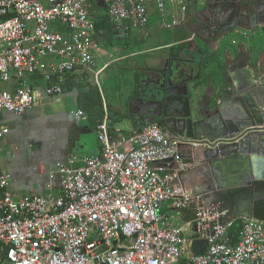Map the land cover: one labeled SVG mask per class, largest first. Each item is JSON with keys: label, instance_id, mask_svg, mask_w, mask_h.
Wrapping results in <instances>:
<instances>
[{"label": "built area", "instance_id": "1", "mask_svg": "<svg viewBox=\"0 0 264 264\" xmlns=\"http://www.w3.org/2000/svg\"><path fill=\"white\" fill-rule=\"evenodd\" d=\"M100 3L124 38L144 32L151 6L162 28L182 26L192 0ZM91 6L0 0V113L21 114L61 94L70 75L93 73ZM102 113L99 148L53 164L57 195L13 196L0 168V264H264V222L234 218L221 201L206 204L175 182L182 148L201 139L154 122L125 133L108 125L105 105ZM70 114L86 118L80 109ZM7 131L0 127V139ZM235 220L239 230L231 232Z\"/></svg>", "mask_w": 264, "mask_h": 264}, {"label": "crops", "instance_id": "2", "mask_svg": "<svg viewBox=\"0 0 264 264\" xmlns=\"http://www.w3.org/2000/svg\"><path fill=\"white\" fill-rule=\"evenodd\" d=\"M245 2L248 3L246 8ZM257 2L264 1L200 0L198 3L192 0L184 24L180 26L182 32H171L165 36L161 32L153 35L146 31L152 20L157 29H164L151 6L144 32H129L124 38L132 46L140 35L153 45L138 54L130 51L124 58L119 57L126 59L127 64L114 70V76L124 81L114 89L113 93L118 94L115 105L107 102L102 89L96 85L101 109L103 105L106 106L110 121L117 125L115 127L122 128L125 133L140 129L132 125L124 113L137 83L136 73L160 68L169 56L178 57L177 61L182 60L178 70L185 74L188 81L200 87V100L211 105L222 89L232 88L231 83L235 84L236 79L241 78L239 73H242L243 61L251 67L264 64V11L255 10ZM236 8H241L240 13L234 14ZM95 14L93 10L91 17ZM220 18L234 20V23L225 30L220 29L217 23ZM215 21L217 24L213 25ZM116 37L123 38L117 34ZM94 42L96 65L99 59L95 53L97 48L105 55L103 60L99 59L102 64H110L112 50L98 43L95 35ZM72 75L56 97L43 96L39 105L18 115L6 111L0 113V127L8 130L0 139V168L10 176L8 189L13 196L43 195L47 191L57 195L60 191L59 178L57 175L51 180L48 177L53 164L64 162L72 154L83 156L99 148L96 127H93V120L88 119V114L79 107V93L75 85L81 77H89L90 73ZM77 109L85 113L84 120L70 114ZM197 139L205 140L204 137ZM206 151L203 146L183 147V167L176 171L175 182L183 190L201 196L206 204H210L218 200L215 196L218 189L209 161L205 159ZM218 201H221L220 198Z\"/></svg>", "mask_w": 264, "mask_h": 264}, {"label": "water", "instance_id": "3", "mask_svg": "<svg viewBox=\"0 0 264 264\" xmlns=\"http://www.w3.org/2000/svg\"><path fill=\"white\" fill-rule=\"evenodd\" d=\"M255 10L264 11V2H257ZM175 59L169 56L167 61ZM241 67V78L222 89L212 105L200 100V87L188 79L160 77L152 87L144 84V98L133 99L130 107H138L137 122L149 124L161 117L175 135L204 137L201 144L218 191H250L237 217L264 222V64L251 67L243 61Z\"/></svg>", "mask_w": 264, "mask_h": 264}, {"label": "flooded vegetation", "instance_id": "4", "mask_svg": "<svg viewBox=\"0 0 264 264\" xmlns=\"http://www.w3.org/2000/svg\"><path fill=\"white\" fill-rule=\"evenodd\" d=\"M220 19L221 20H217V23H219V28L223 30L229 28L230 25L234 23V20L227 21L226 18H220ZM217 23L215 21L213 25H216ZM180 62L181 61H177V59L172 61H166L163 62L160 68H153L151 70L143 71L142 73L137 72L136 73L137 83L135 85L134 92L129 101L131 102L133 99L144 98L145 94H143V90H144L143 85L145 84V85H149V87L150 86L152 87L154 83H156L159 80L160 77H165L166 79L168 78L171 80H180V81L184 79L187 80L185 74H183L180 70H178V68L181 66ZM130 102L125 106L124 113L127 116L128 121H130L132 125L140 126L143 123L137 122V117L139 116L137 114L138 107L136 106L130 107ZM129 112L132 114H129ZM154 122L163 123V120L161 117H156L154 119ZM249 195H250V191L246 189H242V190L235 189V190H226V191L219 190L215 194V196L220 198L223 205L229 210L230 216L234 218H236L239 214L241 203L246 202Z\"/></svg>", "mask_w": 264, "mask_h": 264}, {"label": "trees", "instance_id": "5", "mask_svg": "<svg viewBox=\"0 0 264 264\" xmlns=\"http://www.w3.org/2000/svg\"><path fill=\"white\" fill-rule=\"evenodd\" d=\"M90 2L92 3L91 11H96V14L94 16L92 15L91 17L95 27V40L104 47H107V49L116 51L118 53V57L127 55L128 53H124L126 45L116 46L118 43L114 42L117 38V32L105 15L104 8L101 5L100 0H90ZM74 78L75 77H73V79ZM75 85L79 93L77 97L79 107L88 114V119L93 120V127H97V125L100 124L102 120L101 98L97 86L90 82L86 76L81 77L79 82ZM154 123H156L161 128H166L164 127L163 123ZM143 125L145 124H141L140 128ZM239 224L240 221L235 220L231 232H237L239 230Z\"/></svg>", "mask_w": 264, "mask_h": 264}, {"label": "rangeland", "instance_id": "6", "mask_svg": "<svg viewBox=\"0 0 264 264\" xmlns=\"http://www.w3.org/2000/svg\"><path fill=\"white\" fill-rule=\"evenodd\" d=\"M197 2L200 3V0H197ZM155 25L156 24L154 23V20L150 21L149 25L146 28V31L152 33L153 35L155 32H161L163 36L169 35L171 32H182V28L180 27L170 30H164L160 28L157 29ZM116 42L119 43L116 46H122L123 44L126 45V49H124V53H129L130 51H134L135 52L134 54H138L143 50L150 49V47L153 45L151 43H148V40L140 35L135 38L134 42L132 43V46L130 42L129 44L127 43V40L125 38H116L115 43ZM111 52H112V56H110L111 58L109 59V61L112 64L110 63L107 68L102 70V72L99 73L95 81L93 73L103 65L102 64L103 62L100 61L99 59L101 58L103 60V58L105 57L101 49L97 48L95 53L96 55H98L97 57L99 58L97 59L98 64L92 69L93 73L89 75L88 80L94 83L95 85H97L100 89H102L104 98L107 100V102L110 105L111 104L115 105V101L118 98V94L113 93L114 89H116L115 87L121 85V83H123L124 81L123 79L118 80L114 76V70L118 69L117 67L125 66L127 64V60L122 59L124 58L123 56H121L122 58L120 59L116 51H111ZM10 73H12V71H10ZM119 124L121 125L122 123ZM108 125L111 127L117 126L113 124L112 121L110 120L108 122Z\"/></svg>", "mask_w": 264, "mask_h": 264}]
</instances>
